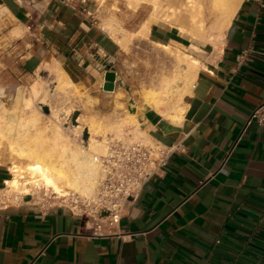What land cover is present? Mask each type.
Wrapping results in <instances>:
<instances>
[{
  "label": "crops",
  "instance_id": "1",
  "mask_svg": "<svg viewBox=\"0 0 264 264\" xmlns=\"http://www.w3.org/2000/svg\"><path fill=\"white\" fill-rule=\"evenodd\" d=\"M96 14L86 0H0V59L29 73L54 65L88 87L121 50ZM179 30L153 24L148 40L190 46ZM202 49L181 118L129 100L143 139L182 149L116 228L93 236L85 217L27 196L0 209V264H264V124L250 120L264 109V0H242L217 45ZM9 173L0 165V185Z\"/></svg>",
  "mask_w": 264,
  "mask_h": 264
},
{
  "label": "rangeland",
  "instance_id": "2",
  "mask_svg": "<svg viewBox=\"0 0 264 264\" xmlns=\"http://www.w3.org/2000/svg\"><path fill=\"white\" fill-rule=\"evenodd\" d=\"M86 1L92 10L96 11L100 26L107 28V24L112 23L110 29H104L115 41L118 42V38H121L119 56L112 67L113 71H109L115 73V80L118 82L115 81L113 90H106L104 88L106 76L101 74L98 80L88 87L73 84L62 87L56 77L54 65L45 64V70L29 73L14 56L7 55V58L1 56L0 124L5 130L6 138L0 143V165L8 168L10 178L13 176L10 165L14 163L25 168L28 159L12 153L8 147L9 141L20 142L25 132L27 136L32 137L38 128L52 120L58 119L63 132L70 136L74 143L84 148L89 147L91 137L104 142L108 136L130 132L136 138L148 139L142 129V123L136 116L126 122L129 116L128 108L130 103H133H129V100H135L139 104L147 89H158L163 79L178 77V56L190 48L196 50L194 56L201 55L202 48L206 51L211 50L217 45L226 28L225 26L217 28V22L223 18V13L220 6L214 4V0H199L190 11H183L176 6L183 2L180 0L176 7L166 6L158 14L159 18L165 22L163 24H171L184 30L190 39L195 35L202 43L191 41L188 49L171 46L165 49L151 43L148 36L142 38L134 34L150 15L151 7H140L135 10L127 5L126 0H108L102 6L97 0ZM192 15L198 23H194ZM199 24L203 26L200 27ZM64 77L70 79L65 73ZM169 99L173 102L176 97L170 95ZM33 112H38L39 115L37 126L31 124ZM117 125H122V130L118 131L115 128ZM28 177L25 174L20 176L23 178L21 180ZM2 186L3 184L0 185ZM26 186L31 190L30 195L34 196V200L41 199L44 191L48 197L54 195L52 190H46L41 186L39 188L31 184ZM10 188L14 195H23L21 193L25 192L24 190L21 192L19 187Z\"/></svg>",
  "mask_w": 264,
  "mask_h": 264
},
{
  "label": "bare ground",
  "instance_id": "3",
  "mask_svg": "<svg viewBox=\"0 0 264 264\" xmlns=\"http://www.w3.org/2000/svg\"><path fill=\"white\" fill-rule=\"evenodd\" d=\"M107 1L108 0H97L100 6L104 5ZM179 1L180 0H126L127 5L135 10L140 7H151L152 9L148 18L143 21L138 31L134 33L135 36L145 38L148 36L153 24L165 23L159 18L158 14L161 13L166 6H175ZM182 1L183 2H180L176 6L183 9V11L193 10L194 3L199 2V0ZM241 1L242 0H214V4H218L223 13V18L217 22V28L220 29L229 24ZM192 19L195 21L194 15H192ZM201 22L202 20L199 21V23ZM194 23L198 22L195 21ZM111 24H107L108 29H110ZM202 26L200 25V27ZM179 31L185 34L183 32L184 30ZM191 41L202 43V40H198L195 35L191 36ZM119 42L120 40L118 43ZM161 45L165 49L170 48V45ZM188 48L189 47H187V49ZM194 53H196V50L190 48L186 53H182L183 55L178 56V77L163 79L160 88L147 89L144 92L142 97L147 104L155 107H158L160 104H162V106L168 104L176 113L171 118H181L180 115L183 109L181 102L185 94H187L192 87L201 63L199 58L193 55ZM56 73L58 82L62 87L73 84L71 79L64 77L65 72L62 69L57 67ZM170 95H174L176 100L171 102L169 99ZM134 109L135 103H130V107L128 108L129 116L126 118V122L133 119L135 116L136 111ZM57 120L45 123L43 127L38 128L32 137L27 136L25 132L20 142L14 140L9 141L8 147L12 153L14 152V154L28 159L25 168L14 163L10 165L13 176L7 179L5 183L10 191H13L10 187H19L21 192L24 190V193H27L30 189L26 185L31 184L33 187L39 188L41 186L46 188V190L50 189L61 196L72 191L79 192L83 195H91L95 192L98 179L102 174L103 167L100 157L106 152L105 143L107 139L103 142L91 137L89 147L84 148L74 143V141L70 139L71 137L63 132L60 121ZM38 123V112H33L31 124L37 126ZM79 127L80 126H77V128ZM121 127L122 125L115 126L118 131L122 130ZM5 138V130L0 124V143ZM24 174L29 177L26 178V180H21L23 178H20V176Z\"/></svg>",
  "mask_w": 264,
  "mask_h": 264
},
{
  "label": "built area",
  "instance_id": "4",
  "mask_svg": "<svg viewBox=\"0 0 264 264\" xmlns=\"http://www.w3.org/2000/svg\"><path fill=\"white\" fill-rule=\"evenodd\" d=\"M252 118L264 124L263 107L255 109L250 120ZM178 149L182 148L136 138L130 132L108 136L106 152L100 157L102 174L93 194L72 191L63 196L54 193L48 197L44 191L43 197L35 202L47 208L66 207L72 214L85 217L93 236L111 233L129 213L145 184L161 175L171 155ZM27 196L31 201L35 199L30 194L14 195L3 183L0 187V209L20 203Z\"/></svg>",
  "mask_w": 264,
  "mask_h": 264
},
{
  "label": "water",
  "instance_id": "5",
  "mask_svg": "<svg viewBox=\"0 0 264 264\" xmlns=\"http://www.w3.org/2000/svg\"><path fill=\"white\" fill-rule=\"evenodd\" d=\"M104 88L106 90H113L115 88V73L108 72L106 74Z\"/></svg>",
  "mask_w": 264,
  "mask_h": 264
}]
</instances>
